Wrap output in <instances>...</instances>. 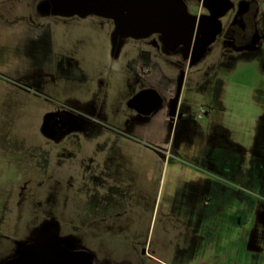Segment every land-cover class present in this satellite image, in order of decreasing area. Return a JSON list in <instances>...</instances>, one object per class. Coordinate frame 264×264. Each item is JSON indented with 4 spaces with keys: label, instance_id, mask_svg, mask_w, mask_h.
<instances>
[{
    "label": "rangeland",
    "instance_id": "obj_1",
    "mask_svg": "<svg viewBox=\"0 0 264 264\" xmlns=\"http://www.w3.org/2000/svg\"><path fill=\"white\" fill-rule=\"evenodd\" d=\"M43 24H46L44 20L40 21V24H20V29L24 28L26 31L0 29V253H6L0 254V264L10 255L8 252L13 250L14 241L23 246L29 238H32V243L36 239L28 250L32 249V253L40 252L41 249L52 251L48 247L50 227H44L39 237L37 235L48 210L53 209L57 215L56 205L60 209L62 222L74 224H67L65 228L54 227L51 236L53 244H65L64 237L67 240H72L71 236L77 238L80 229L85 233L90 231L89 233L94 235L105 232L119 234L123 240L99 237L95 243H78L75 240L69 243L73 248L83 246L92 251L100 249L102 253L104 249L109 252V260L114 264L127 262V252L131 251L132 246L127 243L138 236H143L144 239L140 242H145L147 232L146 249L150 246L151 252L155 251L153 256L162 264H188L180 255L172 254L175 248V242H172L174 235L165 234L163 229L165 223L171 225L173 221L178 220L179 215L199 223L206 212H211L219 220L227 219V236L235 237L236 223L231 208L235 209L237 202L231 200L230 196L221 197L217 191L212 195L214 202L213 210L210 211L205 206L209 199L206 190L209 186H230L234 189L243 187L246 199L252 198L248 193L252 191L257 180L247 178V174L244 180L226 179L221 171L226 166V160L230 161L232 151L243 152V156L240 153L239 155L245 168L253 170L251 149L255 145V134L264 125V99H259L255 91L257 82L261 80L257 69L239 62L237 68L230 73L211 72L209 79L213 86L207 96H200L183 85L180 94V100L183 101L182 110L199 126L197 131L191 134L190 143L183 139L178 147V136L175 135L173 125L165 124L163 119L158 117L151 126L133 124L134 140L125 141L121 138L104 154L97 153L99 158L104 155L122 156L123 162L119 168L122 172L116 176L118 184L111 185V197L116 198V201L122 198L124 206L121 203V208L112 213L108 226L99 224L79 227L78 222H84V219L78 211L82 204L78 194L82 190L87 191L88 186L79 183L77 177L72 179V183L63 184L66 180L62 173L78 170L76 160L82 152L84 153L83 145L87 149L85 153L89 154L93 150L94 140H103L105 132L94 139L69 138L57 143L40 130L45 114L63 104L66 96L84 97L87 89L96 84L98 74L108 80V110L113 111L123 110L127 99L139 86L142 87L146 82L158 83L160 77L153 74L146 81L135 79L139 58L132 55L121 56L115 68L104 70L102 65L108 64L109 61V52L103 47L108 44L107 36L95 31L93 19L84 20L78 30L71 31V36L65 41L67 44L64 42L63 46L61 45V49H65L63 51L68 55H77L74 58H77L78 62L66 58L64 62L54 64L53 59H57L56 52L60 53V44L55 43L51 56L44 57L42 62L32 63L25 51L29 44H32V29L29 30L28 26L38 27ZM35 33L33 36L40 35L36 30ZM60 34L62 38H66L62 29ZM56 36L57 42H61L60 36ZM24 37H30L28 43L21 39ZM24 42L26 45H23ZM147 53L150 60L162 59L157 51L148 50ZM169 60L178 62L179 58ZM180 65L190 74L186 62L180 61ZM49 73L53 75L46 76ZM165 73L175 80L178 69ZM198 76L192 77L200 80ZM165 85L164 88H168ZM173 92L174 88L171 89L172 94ZM114 121L122 127L125 126L123 121ZM211 128L219 132L218 140L212 144L217 145L218 142V146L222 145L224 150L222 152V148L217 147L216 151L212 150L217 157L216 164L213 165L215 169L209 166V172H206L204 170H207V164L201 163L199 156L210 151L206 145V132ZM163 135H168L171 141L176 139V158L163 160L153 152L166 148L160 144ZM69 153L71 157L68 156ZM257 165L255 164V169ZM261 170V175H264L262 166ZM179 172L190 174L183 178ZM49 190L53 193L49 201L53 204L52 208L46 202ZM226 204L230 210L224 212L222 207ZM135 256L133 263L140 264L142 260L139 259V254Z\"/></svg>",
    "mask_w": 264,
    "mask_h": 264
},
{
    "label": "flooded vegetation",
    "instance_id": "obj_2",
    "mask_svg": "<svg viewBox=\"0 0 264 264\" xmlns=\"http://www.w3.org/2000/svg\"><path fill=\"white\" fill-rule=\"evenodd\" d=\"M65 1L0 0V29L26 31L24 28L20 29L19 25L22 23L25 25H29V23H32V25L40 24V21L43 20L46 22L45 25L43 24L38 27L28 26L29 30L32 29V44L30 43L29 48L25 51L26 55L31 58L32 63L42 62L44 57L51 56L50 54H53L55 43L60 44V49H58L60 53L56 52L57 59H53L54 64H60L66 58L78 62L77 58H74L77 55H68L67 52L63 51L65 49H61V45L71 36V31L78 30L80 24L87 19L94 20L95 31L107 36V42L110 48L113 49L114 57L117 55L116 52L125 46L159 52L162 58L160 61L163 64L165 72L175 68L178 69L177 77L173 80V94L168 99H163L154 88L143 85L142 87L139 86L135 93L125 102L127 110L143 116L148 113L150 114L158 106L165 109L167 118L173 125L178 139H172L166 148L153 150L159 158L170 159L177 157L178 152L175 140L178 141V147L183 139L185 142L190 143L191 134H194L199 128L196 123L192 122L191 117L187 115L186 111L182 110L181 104L183 101L180 100V95L175 101L177 84L181 74H183L182 87L185 84L189 90L195 91L196 94L207 96L211 93L213 86L209 79L211 72L214 74L219 72L224 74L230 73L237 68L240 62L243 65L256 68L257 72L260 73L261 80L257 82L258 85L255 91L258 93L259 99H264V0H182L189 17L188 21L183 24V29L191 30L189 42L181 40L177 35L182 26L179 20H175L178 15L174 10L175 0L168 2L167 11H165V0L134 1L136 7L143 8L141 17L147 18V21L144 23L145 26L141 29H138L139 27L137 26L133 27L134 30L132 32L141 33L142 37L124 35L129 31H124L119 27L118 14L132 17L133 11L131 8L133 7V2L128 5L131 10H125L122 14L115 11L110 15L91 14L83 16L79 13H71L63 9ZM165 13L173 17L172 23L165 22ZM214 16H219L216 21L217 29L202 57L197 60L201 40L204 38V35L209 36L214 29ZM53 24L56 26H52ZM61 29L64 31L66 38H62L60 34ZM35 30L40 34L39 36H33ZM54 30H56L55 33ZM57 34L60 36L61 42H57ZM14 37H16L15 34ZM29 38L24 37L21 39L28 43ZM26 43L24 42L23 45H26ZM65 44L67 43L65 42ZM174 57L179 58V61L174 62L169 60ZM180 61L186 62L187 71L190 74H187L181 67ZM75 65L77 66L78 63H75ZM195 75H199L198 78L200 77L201 79L193 78L192 76L195 77ZM46 76L51 75L49 73ZM89 89H87V94ZM93 89L91 99L87 102H80L77 99L66 96L63 104L45 114L40 128L41 132L57 143L69 140V138H90L92 135H101L104 132H109L123 138L124 136L121 131L114 130L108 125V115L106 113L110 91L108 80L104 78L96 79ZM140 93L142 95L133 104L130 103ZM262 105L264 111V103ZM109 110L116 112L112 109ZM205 114L207 115L206 112ZM259 131L258 141L261 143V146L258 150L257 159L260 168L261 166L264 168V125L260 127ZM206 136V145L211 152H207L205 156L217 159L214 156L215 152H212V150L216 151V147L222 148V152L224 150L222 145L218 146V142H216L217 145L212 144L213 141L218 140L219 132L215 128H211L209 132H206ZM190 140L192 141V139ZM81 163H84L83 160L80 161ZM48 193L47 197L49 200L47 198L46 202L52 208L53 204L49 201L53 193L50 190ZM48 211L37 235L38 237L44 227L49 226L52 232L54 227L60 225L53 209ZM107 215L112 218V212L107 213ZM171 229L176 230L178 234L187 236V228L185 227L171 226ZM13 246V250L8 252L10 255L4 259L5 261L2 264H32V249L28 250V248L32 247V238H29L28 242L23 246L20 242L14 241ZM141 253V256L147 261L154 264H162L154 256L148 254V250L145 247L142 248ZM0 254L6 253L5 251H1ZM192 255L209 256L206 261L207 264L211 260L219 261L221 258L220 254H215V258H210V254Z\"/></svg>",
    "mask_w": 264,
    "mask_h": 264
},
{
    "label": "crops",
    "instance_id": "obj_3",
    "mask_svg": "<svg viewBox=\"0 0 264 264\" xmlns=\"http://www.w3.org/2000/svg\"><path fill=\"white\" fill-rule=\"evenodd\" d=\"M103 47L107 48V52H109V61L107 62L108 64L104 63L102 65L104 70L108 68H115L117 63L120 61L119 59L121 56H137L139 58V62L137 73H135L134 76L135 79L140 78L143 81H146L153 74H156L160 77V79H158L159 82H146L145 85L154 88L163 99H168L171 96V89L174 86V82L171 77L166 75L163 64L159 59L155 61L149 59V55L147 53L148 50H140L139 48L132 46H125L116 52V57H112L113 49H111L108 44L104 45ZM50 75L52 76L53 74L50 73ZM102 77L104 76L98 74L96 79ZM140 83L141 82H139V85ZM165 84L168 86L166 89L164 88ZM93 90V87L89 89L88 94L86 93L84 97L80 95H69L68 97L77 99L80 102H87L91 99V93ZM108 101L109 98L107 100V107ZM106 113L108 115L109 127L114 130L121 131L124 137H118L113 134V137H110L111 134L109 132H105L103 140H94L92 145L93 147L91 146L93 150H91L89 154L85 153L87 149L85 148L86 146L83 145L84 153L82 152V154L78 156L76 160L78 170L75 172L71 171L62 173V177L66 180L63 184L69 182L72 183V179L77 177V181L79 183L82 182V184L85 183L88 186L87 191L82 190L83 192L81 191L78 194V197L82 201L78 211L80 212L81 217L84 219V222H78L77 226L79 227H91L97 226L99 224L108 226L110 217H108L107 213H115L123 205L121 202L123 200L122 198H119V201H116V198L111 197V185L118 184L116 176L122 172V170L119 169L121 167V163L123 162L121 160L122 156L120 154L107 156L104 155L103 157L99 158L96 154H104L108 148H112L116 141L121 138L125 141L134 140L132 133L133 124H146L147 126H151L158 117H161L165 124L170 123L165 109L159 108V106L155 108L150 114L148 113L145 116L127 110L125 104L123 106V110L119 109L116 112H112L107 108ZM114 119L123 121L125 126L122 127L121 124L116 123ZM259 135L260 131L255 134V145H253V148L251 149V152L253 151V153H251L253 155L251 159V163H253V170H250V168H245L241 155H239L240 151H232L230 161L226 160V166L224 170L221 171V174H224L226 179L236 178L244 180L247 174V178L257 180L256 185L252 187V191H249L248 193V195H251L252 198L248 196L249 198L246 199L247 195L243 187L240 189H234L230 186L221 188L209 186L208 190H206L209 193V199L205 202V206L206 209H209L210 211L213 210L212 206L214 197L212 195L214 192L219 191L221 197L226 198L230 196L231 200H235L237 202V207L235 209L231 208V211L233 212V218L236 223V236L229 238V235L227 236L229 230V225L226 223L227 219L219 220L218 218L214 217L211 212H206L203 218L200 219L199 223H197V221L192 218L179 215L178 220L173 221L171 225L165 223L163 228L165 234L171 233L174 235L172 242H175V248L173 249L172 254L180 255V257L187 261L188 264H207L206 261L209 256H193L192 254H210V258H215V254L221 255L219 261L211 260L208 264H264V175H261L262 170L257 159L258 150L261 146V143L258 141ZM95 136L98 137L100 135H92L90 138L94 139ZM170 141L171 139L168 135H163L161 137L160 144L167 147L170 144ZM236 145L239 146L238 144ZM69 154L68 156L71 157ZM240 154L243 156L244 153L242 152ZM199 157L201 158V163L207 164V170L204 171L209 172V166L215 169L214 166L216 164V158H207L205 154ZM81 160L84 162L83 164L81 163L82 165L80 164ZM255 164H258L256 169ZM189 172L191 173V171ZM189 172H179V175L185 178L188 174H190ZM189 180L191 181V179ZM222 208H224V212L226 210H230L227 204ZM59 211L60 209L58 205H56L55 212L57 215L55 216L60 222V225L56 227L65 228L67 224L72 225V222H62ZM171 226L187 228V236L185 237L184 234H178L176 230L171 229ZM78 232L79 234H77V238H74L73 236L70 237L72 240H67L66 237H64L65 244H53L51 240L53 231L50 232L48 235L50 246L48 247L52 251H57L62 254L55 255L52 254V251H50V254L41 257V255L35 251L32 253V264H114L110 261L111 259L109 260V258H111L108 256L109 252L104 249L102 253V250L100 249H98V251H92L83 246L73 248L69 245V243L73 242L74 240L78 243L87 241L95 243V240L99 237H105V239L106 237L108 239L115 237L117 240H123L121 239V235H112L108 232L94 235L89 233L90 231L85 233L81 229L78 230ZM147 238L148 232L145 237V242H140V240L144 239L143 236H138L137 238L130 240L127 244L130 246L131 243L132 246L131 251L127 252V262L125 261L121 263L134 264L133 259L136 257V254H139V259L142 260L140 264H154L141 256L142 248H146L147 246ZM147 250L148 254H151L152 256L155 253V251L151 252L150 246ZM40 261L42 263H40Z\"/></svg>",
    "mask_w": 264,
    "mask_h": 264
},
{
    "label": "water",
    "instance_id": "obj_4",
    "mask_svg": "<svg viewBox=\"0 0 264 264\" xmlns=\"http://www.w3.org/2000/svg\"><path fill=\"white\" fill-rule=\"evenodd\" d=\"M134 1L135 0H66L63 9L71 13H79L83 16L91 15V14L92 15L94 14L95 15H98V14L110 15L115 11L122 14L125 10L129 11L130 8L128 7V5H130L133 2V5H132L133 7L131 8L133 11L132 17H125L123 15L121 16L118 14L117 19L119 20V27L123 29L124 31L125 30L129 31L128 33H125L124 35L132 36V37H142L141 33L132 32L134 30L133 27L137 26L139 27L138 29H141L142 27L145 26L144 23L147 21V18L141 17L143 8L136 7L134 5L135 4ZM164 2H165V11H167L168 2H172V1L165 0ZM174 3H175L174 10L178 14L175 20L177 21L179 20L182 26L180 32L177 33V35L180 37L181 40H187L189 42L190 37H191V30L183 29L184 22L188 21L187 19L189 18L186 13L185 6L182 0H175ZM218 17L219 16L213 17V19L215 20L213 23L214 25L213 31L209 34V36L204 35V38L201 40L202 42L200 43V46L198 49L197 60H199L202 57L206 47L211 43L213 39L212 37L214 36V32L217 29L216 21ZM164 20L165 22L172 23L173 17L165 13ZM182 81H183V74L180 75V78L178 80L176 94H175V101L180 95L181 88H182ZM141 95L142 93L138 94L130 103L133 104L134 101L137 100Z\"/></svg>",
    "mask_w": 264,
    "mask_h": 264
},
{
    "label": "bare ground",
    "instance_id": "obj_5",
    "mask_svg": "<svg viewBox=\"0 0 264 264\" xmlns=\"http://www.w3.org/2000/svg\"><path fill=\"white\" fill-rule=\"evenodd\" d=\"M38 251V250H37ZM40 255H41V257L42 256H45V255H47V254H50V250H45V249H41V251L40 252H38ZM52 254H62V253H59V252H53ZM65 254V253H64ZM51 256V255H50ZM59 256V255H58ZM77 256V255H76ZM81 256V255H80ZM78 257V256H77ZM67 258H68V256H67ZM61 259V258H60ZM78 259V258H77ZM56 260V259H55ZM54 260V261H55ZM64 260V259H63ZM68 260V259H67ZM58 261V260H57ZM71 262V261H70ZM40 263H42L41 261H40ZM44 264V263H43ZM49 264V263H48ZM57 264V263H56Z\"/></svg>",
    "mask_w": 264,
    "mask_h": 264
}]
</instances>
